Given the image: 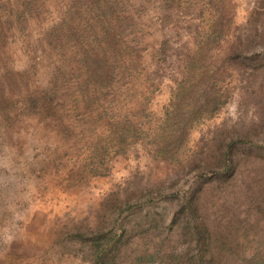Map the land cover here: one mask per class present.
<instances>
[{"label": "rangeland", "instance_id": "rangeland-1", "mask_svg": "<svg viewBox=\"0 0 264 264\" xmlns=\"http://www.w3.org/2000/svg\"><path fill=\"white\" fill-rule=\"evenodd\" d=\"M230 139L222 226L264 189V0H0V264L167 263Z\"/></svg>", "mask_w": 264, "mask_h": 264}, {"label": "trees", "instance_id": "trees-1", "mask_svg": "<svg viewBox=\"0 0 264 264\" xmlns=\"http://www.w3.org/2000/svg\"><path fill=\"white\" fill-rule=\"evenodd\" d=\"M233 143L236 142L231 139L226 142L217 164L209 170L208 176L197 174L191 186L175 197L177 205L168 226L176 227L180 238L178 243L182 246L168 256L165 264H264V237H255L254 233L253 237L248 229L241 228L238 231L231 228L234 223L257 225L264 219V212L261 215L249 212L250 203L264 210L263 188L257 187L254 194L247 195L248 206L243 218L235 221L230 218L225 226L208 221L200 204L202 186L231 182L237 174V158L250 152L234 151ZM250 243L257 245L253 247Z\"/></svg>", "mask_w": 264, "mask_h": 264}]
</instances>
